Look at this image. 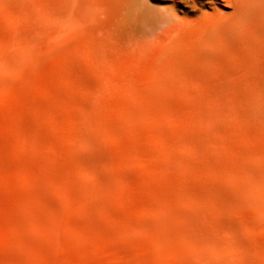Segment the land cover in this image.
<instances>
[{
	"label": "rangeland",
	"instance_id": "obj_1",
	"mask_svg": "<svg viewBox=\"0 0 264 264\" xmlns=\"http://www.w3.org/2000/svg\"><path fill=\"white\" fill-rule=\"evenodd\" d=\"M224 3L0 0V264H264V15Z\"/></svg>",
	"mask_w": 264,
	"mask_h": 264
},
{
	"label": "bare ground",
	"instance_id": "obj_2",
	"mask_svg": "<svg viewBox=\"0 0 264 264\" xmlns=\"http://www.w3.org/2000/svg\"><path fill=\"white\" fill-rule=\"evenodd\" d=\"M224 7L225 8H231L232 13L231 14H224V17H222L221 20L226 19L225 21H232L234 20V23L236 20H239L237 17L239 15L241 16L245 10V3H251V2H258L260 5V10L264 15V0H224ZM222 14V13H221ZM223 15V14H222ZM262 15V14H261ZM220 17V16H219ZM264 17V16H263ZM240 18V17H239ZM220 20V18H219ZM241 20V19H240ZM239 20V21H240ZM224 21V20H223ZM219 23V22H218ZM220 24V23H219ZM242 24V23H241ZM215 29V28H214ZM213 29V30H214ZM73 127V126H72ZM75 130V129H74ZM78 133V132H77ZM37 150V149H36ZM259 246V245H258ZM257 247V246H256ZM257 249V248H256ZM260 249V248H259Z\"/></svg>",
	"mask_w": 264,
	"mask_h": 264
}]
</instances>
